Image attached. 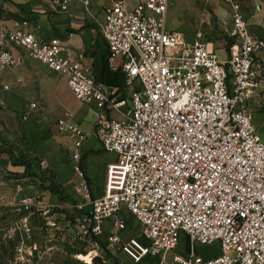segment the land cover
Instances as JSON below:
<instances>
[{
	"label": "built area",
	"instance_id": "2783aa9c",
	"mask_svg": "<svg viewBox=\"0 0 264 264\" xmlns=\"http://www.w3.org/2000/svg\"><path fill=\"white\" fill-rule=\"evenodd\" d=\"M75 1L53 3L64 12ZM239 1L223 0L232 8L235 40L226 63L202 40L187 43L167 30L170 0H141L135 8L120 2L107 9L102 34L110 68L118 70L116 61L123 59L121 90L97 82L82 55L73 57L58 41L38 40L26 30L28 23L15 29L0 25V66L21 64L6 49L9 44L65 77L78 100L97 106L96 137L117 156L118 190L93 199L81 165L87 134L69 121L57 122L73 143L69 157L79 177V201L73 206L80 214L71 226L81 248L88 250L89 264L105 252L101 238L109 221L108 247L135 263L151 255L170 264L169 254L186 236L193 244H218L221 255L210 260L175 255V264H264V140L248 112L250 94L264 87V39L252 33ZM136 81L142 89L126 95ZM124 107L121 119L110 116ZM37 108L32 104L31 109ZM38 164L48 170L45 161ZM21 205L14 231L33 241L31 220L41 211L47 228L59 231L58 222L48 218L55 205L41 209L39 197ZM123 211L137 219L147 244L122 239L128 227Z\"/></svg>",
	"mask_w": 264,
	"mask_h": 264
},
{
	"label": "crops",
	"instance_id": "0c3cea01",
	"mask_svg": "<svg viewBox=\"0 0 264 264\" xmlns=\"http://www.w3.org/2000/svg\"><path fill=\"white\" fill-rule=\"evenodd\" d=\"M140 1L76 0L68 11L63 12L56 8L53 0H4L11 15L1 18L0 25L15 29L28 23L26 30L38 40L45 43L58 41L73 57L82 55L83 63L93 70L97 82L121 90L125 80L121 72L123 59L116 61V71L108 65L109 49L102 34L105 12L120 2L135 8ZM86 2H89L88 6ZM238 6L252 33L264 39V0H240ZM231 15L232 8L223 0H170L166 28L179 33L187 43L202 40L218 54L222 63H226L235 45L231 37L234 31ZM6 49L20 59L21 64L5 69L0 66V208L5 207L15 213V225L20 220L21 201L24 199L39 197L41 209L55 205L58 209L66 210V213L52 214L53 210L48 215V218L58 222L59 231L48 229V219L44 213L36 212L31 220L33 240L60 233L70 245L78 244L79 247L71 226L77 218L66 220L67 214L74 216L75 213L76 217L80 214L73 207V201H79V177L69 157L73 143L58 130L57 122L64 119L80 126L87 134L88 138L81 149V165L93 199L118 190L120 180L115 168L117 156L105 151L96 137L95 104L78 100L65 77L53 73L45 64L27 58L22 49L9 44ZM260 66V78L264 81V52ZM3 85L10 89L3 90ZM140 86L136 81L125 94L130 95ZM32 104H37L38 108L31 109ZM127 109L124 107L120 112L112 111L110 116L121 119ZM248 112L264 140L263 86L250 94ZM25 115L28 116L26 122L23 121ZM39 160L47 163L48 170L39 166ZM89 210L90 206H86V211ZM120 216L128 226L121 235L122 239H138L147 244V240L141 237V225L137 219L127 211H123ZM104 231L105 236L101 240L105 252L95 261L111 264H160V259L151 255L135 263L124 252L108 247L111 221L104 224ZM181 242L178 250L169 254L170 264H175V255L187 256L185 247L191 241L183 236ZM209 248H216L218 252L206 260L221 255L218 244Z\"/></svg>",
	"mask_w": 264,
	"mask_h": 264
},
{
	"label": "rangeland",
	"instance_id": "374dc122",
	"mask_svg": "<svg viewBox=\"0 0 264 264\" xmlns=\"http://www.w3.org/2000/svg\"><path fill=\"white\" fill-rule=\"evenodd\" d=\"M198 3L201 5L200 1ZM9 14L11 15V12L6 8L4 0H0V19L9 16ZM141 89L142 86L136 91ZM61 213H66V210L55 208L52 212V214ZM15 218V213L6 210L5 207L0 208V264H89L81 257H89L88 250L78 247V244L70 245L69 241L65 240L60 233L39 237L32 241L25 234L14 231L13 221ZM76 218L75 213L74 216L67 214L66 220H75ZM209 247L211 246L190 243L185 247L186 251L184 252L187 256L196 255L206 259L218 252L216 248ZM20 250L23 252L20 253ZM92 264L111 263L94 260Z\"/></svg>",
	"mask_w": 264,
	"mask_h": 264
},
{
	"label": "bare ground",
	"instance_id": "6f19581e",
	"mask_svg": "<svg viewBox=\"0 0 264 264\" xmlns=\"http://www.w3.org/2000/svg\"><path fill=\"white\" fill-rule=\"evenodd\" d=\"M82 259L86 260L87 263H91V257L90 256L89 257H85V258L82 257Z\"/></svg>",
	"mask_w": 264,
	"mask_h": 264
},
{
	"label": "trees",
	"instance_id": "16d2710c",
	"mask_svg": "<svg viewBox=\"0 0 264 264\" xmlns=\"http://www.w3.org/2000/svg\"><path fill=\"white\" fill-rule=\"evenodd\" d=\"M58 192V191H57ZM56 193V192H55Z\"/></svg>",
	"mask_w": 264,
	"mask_h": 264
}]
</instances>
